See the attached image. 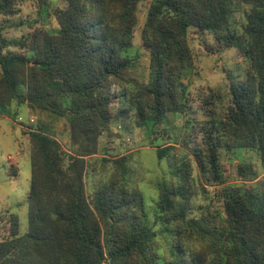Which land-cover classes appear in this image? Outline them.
Returning <instances> with one entry per match:
<instances>
[{"label":"trees","instance_id":"obj_1","mask_svg":"<svg viewBox=\"0 0 264 264\" xmlns=\"http://www.w3.org/2000/svg\"><path fill=\"white\" fill-rule=\"evenodd\" d=\"M25 1L0 0V16L16 15ZM144 1L63 0L54 12L57 34L36 29L19 41L0 39V112L17 103L66 118L70 145L64 150L44 123L23 129L27 231L19 236L17 217L0 215V264H264V190L222 188L220 211L210 202L193 216L195 180L172 146L156 147L176 182L157 185L153 224L142 194L128 184V156L103 158L117 178L85 193L86 160L112 121L132 116L137 127L158 125L186 110L181 76L192 65L190 28L211 33L218 49H235L246 65L244 79L229 86L225 118L199 129L209 143L192 150L200 171L220 184V148L254 151L264 163V0H151L140 33L148 68L138 72L132 40ZM10 47L19 51L3 52Z\"/></svg>","mask_w":264,"mask_h":264},{"label":"rangeland","instance_id":"obj_2","mask_svg":"<svg viewBox=\"0 0 264 264\" xmlns=\"http://www.w3.org/2000/svg\"><path fill=\"white\" fill-rule=\"evenodd\" d=\"M150 1L141 2L137 7V24L132 44L133 53L140 54L138 72L148 68L147 51L141 46L140 33ZM64 7L63 0H46L42 8L38 1L27 0L18 6L16 15L0 16V39L19 41L36 29L57 34L58 25L54 12ZM233 10L232 24L239 27L243 24V15L237 2ZM187 44L193 59L192 65L181 76V82L189 93L186 110L176 114L167 113L158 125L147 123L144 127H137L132 116L112 121L98 139L96 155L86 160L85 193L90 197L109 180L117 178L113 163H105L103 158L111 161L128 156V184L131 190L142 194L150 211L151 224L154 222L151 212L159 197L157 185L176 182L169 169L168 159H157L156 147H174L172 156L176 160H184L190 166L197 187L195 196L190 198L195 206L193 216L199 215V206H206L210 202H213V209L220 211L222 188L233 186L255 189L258 192L264 190V163L254 151L237 149L227 152L220 148V184L208 181V176L200 171L192 150L196 147L206 149L209 143L207 136L202 138L199 129L213 123L218 127L215 121L225 118L230 105L229 86L244 79L246 65L235 49H218L211 33L190 28ZM7 50L19 51L10 47L3 52ZM206 101L210 105L202 108L201 105ZM208 110L211 114L209 117L206 116ZM41 123L50 127L63 149L69 152V123L66 118L32 110L17 103H13L6 113L0 112V215L7 212L17 217L19 236L27 231L26 197L31 174L28 140L23 129L33 128ZM239 167L248 173H243L242 177L238 173ZM158 227L159 224L155 227L157 233L160 232ZM165 239L167 238L163 235L157 238L163 248L167 242Z\"/></svg>","mask_w":264,"mask_h":264}]
</instances>
